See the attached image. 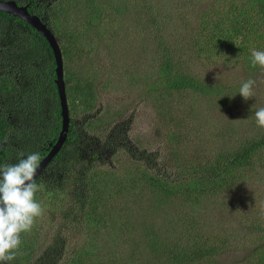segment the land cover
<instances>
[{
  "label": "trees",
  "instance_id": "trees-1",
  "mask_svg": "<svg viewBox=\"0 0 264 264\" xmlns=\"http://www.w3.org/2000/svg\"><path fill=\"white\" fill-rule=\"evenodd\" d=\"M67 5L65 9L60 0L52 6L51 15L50 8L42 10L46 16L43 22L62 54L68 132L36 178L39 190L35 199L40 200L47 218H37L39 228L21 234L15 259L4 264H61L68 250V264H264L263 209L250 211L249 222L244 223L233 220L232 216L240 213L228 202L239 193L247 202L264 186V128L257 126L254 112L258 109L254 103L263 95L264 69L252 66L250 52L251 48L264 51V0H230L225 5L206 6L198 13L194 34L182 38L194 48L191 61L177 54L180 49L166 37L163 19L172 17H160L169 9L165 0H72ZM33 6L28 3L30 12H34ZM67 11L72 15L80 12L82 17L74 16L75 24L67 25L59 18ZM129 11L141 32L148 31L141 33L148 43L140 45V51L145 56L141 59L151 64H145L139 76L129 73L123 83L133 81L129 84L132 93L153 107L164 103L166 96L179 98L182 104L186 92L203 97L208 105L205 111L210 110L216 122L222 118L220 121L227 123L214 135L222 144L214 156L190 160L173 151V158L163 165L158 162L160 154L131 158L125 146L129 152L125 158L131 163L119 160L116 152L114 158H98L101 149L95 139L105 140L111 127L104 125L100 113L92 111L99 103L95 82L82 70L75 71L69 60L73 49L81 54L82 43L90 49L92 39L97 44L112 43L107 20L112 16L130 18ZM198 59L206 60L218 73L219 67H239L243 82L256 80L254 97L245 101L239 94L243 82L226 85L191 73L187 68ZM55 65L48 42L34 28L0 11V165L16 163L21 151L25 155L39 152L44 158L54 145L61 129ZM78 103L84 106L80 110ZM192 106V113L197 114V105ZM167 118L163 115L160 121L170 132ZM155 132L153 139L160 133L159 129ZM236 134L240 138L233 139ZM179 137L171 132L165 138L170 144H179ZM89 140L94 144L87 146ZM220 194L231 197L220 199ZM256 200L252 203L258 205ZM118 211L126 215L120 230L108 226ZM107 226L119 231L113 237V255L109 254L113 257L108 261L96 254L100 247L94 235ZM83 233L86 237L80 238ZM115 243L130 247L129 253L115 256Z\"/></svg>",
  "mask_w": 264,
  "mask_h": 264
},
{
  "label": "rangeland",
  "instance_id": "rangeland-1",
  "mask_svg": "<svg viewBox=\"0 0 264 264\" xmlns=\"http://www.w3.org/2000/svg\"><path fill=\"white\" fill-rule=\"evenodd\" d=\"M61 1L66 9L68 6L67 2H71L72 0ZM228 1L230 0H165V4L169 6V9L165 14L162 12L160 17L163 19V15L166 14L167 16L172 17V19H163V21L165 24L166 37H170L172 44L180 49L177 51V54H182L185 60L188 61H191L193 56L195 57L194 52L192 51L194 48H192V46H187V40H182L183 36L189 32L188 36L194 34L198 13H201L206 6L213 3L216 4V2H221L225 5ZM58 2H60V0H54L50 3V6L48 7L50 8L49 14L52 12V6ZM73 17L78 19L82 17V13L77 12L76 15H72L71 12L67 11L66 13L59 15L60 20H62V22L66 21L67 25L75 24L71 20ZM129 17L130 18L123 20L112 16L111 20H107L106 31L112 32L114 36L112 43L103 45L99 42L97 44L95 40L92 39L89 45L91 49L90 53H87L90 49H88V45L84 43L80 45L79 50L81 54H78L76 49H73L71 52V60H69V63L74 70L77 72L82 70L84 76L89 75L95 82L97 88L96 102L99 100V103L97 106L95 105L92 111L96 115L100 113L101 120L106 121V124L104 125L113 127L114 124H117L115 133H117V130H120L122 134L119 136L121 137H124V132L127 133L130 144L136 146L139 151L145 150L148 158L152 155L160 154L161 156L158 158V162H162L163 165H166V163L169 162V159L167 158H173L171 155L173 151L178 153L180 156L179 158H187L190 160L195 158H210L211 155L214 156L218 145L219 147L222 145L221 143L216 142V137H214V135L218 129H222V126L225 127L227 123L226 120L220 121L222 118L217 119L216 122V118H214L215 116H213L210 110L205 111L208 105L203 101V97L186 92L182 95L183 104L179 102L181 100L179 98L166 96L163 99L164 103L158 102L157 104H154L153 107L151 103L147 102L144 105V101L141 102L137 98L138 95L132 93L133 90H130L131 87L129 84H132L133 81L123 83L129 73L133 72L134 76H139V74L145 71V64H151L146 60H142L145 56L140 51V45L146 46L145 44L148 43L146 37H141V33L148 31L144 30L141 32L143 30L141 25L139 23L137 24L135 18L131 17L130 11ZM79 27L80 25H77V28ZM173 40L177 43H173ZM181 49L189 51L186 52ZM252 50L253 48L250 49V52H252ZM97 60L98 63L104 64H99L100 67L96 63ZM93 63L95 64L93 69L86 67L94 65ZM187 69L199 78L205 79L206 77H209L210 80L215 83L219 81L226 85L232 84L237 86L244 80L243 72L239 67L236 69L227 68V70H224L223 68L220 69L219 67L218 70L220 71L218 73L204 59L200 61L199 59L192 61ZM262 78H264V75ZM262 86L264 88V85ZM262 93V98L254 103L255 107L260 108L264 105V90H262ZM161 101L162 100L160 99V102ZM193 104L197 105V114L192 113V109H194L192 106ZM83 107V104H77V110H80ZM132 107H135V110H132ZM220 114L221 113H218L219 116ZM163 115H167L168 117L166 120V126L170 128V132L166 131L164 125L162 126L163 123L160 119ZM253 120L254 119H251L249 122ZM227 121L228 127L231 128L229 125L230 121ZM104 125L101 127L105 128ZM157 129H159L160 133L157 135L156 139H153L154 132ZM171 132H174L177 137L180 136L177 140L179 144H170L166 141V134ZM232 138L238 139L240 137L239 134H236ZM93 144V140H89L86 143L87 146ZM128 153L129 152L125 151L124 147H120L116 150L117 158L122 161L127 160L125 157L129 156ZM171 171H175L174 168H172ZM261 187L262 188L256 192V195H253L247 202H243L240 193L236 194L234 197L220 194V199L223 197H231L228 202L233 203L235 205L234 207L238 208L240 215H231L234 221L241 220L244 223L249 222V212H256L257 210H260V207L263 209V212H261L260 215L262 217L264 216V186ZM231 195H234V193L232 192ZM255 200L258 202V205L252 203ZM38 201L40 202L39 199ZM112 215V221L108 226L111 227L112 225H115L120 227L118 228L119 230L122 229V224L126 222L125 213L118 211L117 215ZM46 218L47 217L44 213L43 219ZM117 219L119 222H116ZM39 224L40 220L36 219L34 227L39 228ZM108 226L106 228L98 229L96 233H94L96 229L93 231L100 247V251L96 254H98V256L102 255L104 260L107 261L110 257H113V254L110 253L112 249L111 247L114 246L113 237L117 236L119 232ZM127 236L129 239L130 236ZM79 237L85 238L86 234H79ZM120 246H124V250ZM115 247L117 248L115 256H118L119 258L129 253L130 247H126L119 243H115ZM67 252L71 251L68 250L65 252V259L61 258V264H68L67 259L70 256L66 255ZM93 258L95 260L96 255H94Z\"/></svg>",
  "mask_w": 264,
  "mask_h": 264
},
{
  "label": "clouds",
  "instance_id": "clouds-1",
  "mask_svg": "<svg viewBox=\"0 0 264 264\" xmlns=\"http://www.w3.org/2000/svg\"><path fill=\"white\" fill-rule=\"evenodd\" d=\"M251 63L264 69V51L253 49ZM256 84L254 79L241 84L239 94L245 101L254 97ZM255 119L264 128V107L255 111ZM42 159L39 152L25 155L21 151L16 163L0 165V264L15 259L21 234L30 233L44 214V207L35 199L39 190L35 177Z\"/></svg>",
  "mask_w": 264,
  "mask_h": 264
},
{
  "label": "water",
  "instance_id": "water-1",
  "mask_svg": "<svg viewBox=\"0 0 264 264\" xmlns=\"http://www.w3.org/2000/svg\"><path fill=\"white\" fill-rule=\"evenodd\" d=\"M0 11L10 14L14 17L19 18L20 20L26 22L32 28H34L49 44L54 60H55V85L57 88L59 102H60V114H61V129L58 134V137L49 150V152L42 159L41 165L37 170L36 177L37 178L42 172L43 168L50 162V160L55 156V154L59 151L62 144L66 140L68 127L70 123V118L68 114L67 108V98L65 92V83L63 79V59L60 47L58 45L57 39L51 32V30L47 27V25L42 22L41 18L35 14H31L26 6L18 5L13 0H0Z\"/></svg>",
  "mask_w": 264,
  "mask_h": 264
},
{
  "label": "flooded vegetation",
  "instance_id": "flooded-vegetation-1",
  "mask_svg": "<svg viewBox=\"0 0 264 264\" xmlns=\"http://www.w3.org/2000/svg\"><path fill=\"white\" fill-rule=\"evenodd\" d=\"M13 1L18 3V5L26 6L28 11H29L28 3L29 4L33 3L34 6L31 9L34 12H30V11L29 12L31 14H35L38 17H40L42 22H43L44 19H46V16L43 15L42 8L47 10L48 7L50 6V3L54 0H28V1H26V0H13ZM115 128H117V124H114L113 127H111L110 129L107 130V132H105L104 136L107 134L105 140L100 141L99 139H95L97 142L96 146H98V148L101 149V151L98 153V158H101L102 155L105 159L112 158L113 153H115L116 150L121 146H123V147L127 146L130 149L129 152H131V154H132L131 158H138V159L148 158V156L145 154V150L139 151L136 146H133V144H130V141L128 140L127 133L124 132V137H121L119 135L122 134V132L120 130H117V133H115ZM88 138L92 139L90 137H88ZM115 144H116V146H115ZM107 145H108V147H107Z\"/></svg>",
  "mask_w": 264,
  "mask_h": 264
}]
</instances>
